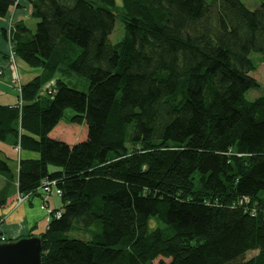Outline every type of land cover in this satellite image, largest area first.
I'll use <instances>...</instances> for the list:
<instances>
[{
  "label": "trees",
  "instance_id": "trees-1",
  "mask_svg": "<svg viewBox=\"0 0 264 264\" xmlns=\"http://www.w3.org/2000/svg\"><path fill=\"white\" fill-rule=\"evenodd\" d=\"M17 1L0 0V19ZM28 2L35 30L4 35L41 75L21 108L0 105V142L38 158L15 175L0 150V210L56 182L42 264H264V95L246 98L262 87L264 2Z\"/></svg>",
  "mask_w": 264,
  "mask_h": 264
},
{
  "label": "crops",
  "instance_id": "crops-1",
  "mask_svg": "<svg viewBox=\"0 0 264 264\" xmlns=\"http://www.w3.org/2000/svg\"><path fill=\"white\" fill-rule=\"evenodd\" d=\"M11 12H9V14ZM34 20L35 19L31 15V8L28 0H21L20 6L14 12V22H22L33 32L36 27ZM8 23L9 15L4 19H0V100L7 99L8 104L3 105H14V102L16 103V97L18 96L19 87L40 76L41 71L29 67L22 60L18 59L21 74L20 82L17 81L12 68H9L7 64L9 62L8 42L4 33ZM12 148L15 152L17 151V153H19L18 159H16L15 169L13 170L15 175L18 173L21 158H38L34 153L19 151L18 147ZM2 152L8 158L12 156L10 153ZM17 195L18 194H15L10 199L6 208L0 210V217L2 218L0 222V238H5L7 242L22 237H29L30 235L39 236L40 233H36L35 230L41 226V223L48 221L49 215L47 211L43 209L44 196L41 191L35 196L28 197V199L19 206L16 203ZM48 203L49 199L47 198V204ZM60 205L55 206L53 210L58 209ZM43 231L44 230H42V232ZM0 242L2 241L0 240Z\"/></svg>",
  "mask_w": 264,
  "mask_h": 264
},
{
  "label": "rangeland",
  "instance_id": "rangeland-1",
  "mask_svg": "<svg viewBox=\"0 0 264 264\" xmlns=\"http://www.w3.org/2000/svg\"><path fill=\"white\" fill-rule=\"evenodd\" d=\"M214 0H209V2H213ZM250 9H255L256 7H258L261 3L264 2V0H242ZM116 6L117 8H122V0H115ZM35 24H37V20L35 19ZM125 36V29H124V24L122 23L121 19L118 17L116 19V24H115V28L114 31L112 33V35L110 36V40L113 44H117L119 43ZM252 59L253 61H255L257 63V70L255 72H253L251 75L261 84V88L257 89V90H251L246 94V98L250 101L264 95V62L262 63L261 61L264 60V58L262 59V56L258 55V54H253L252 55ZM73 77L70 78L69 82L71 84V86L73 88H75L78 91L81 92H88L89 89V82L81 77H78L75 74H72ZM16 101H17V97H16ZM13 102V101H12ZM3 104H8L7 99H2L0 100V105ZM15 104V102H14ZM67 116H71L72 115V111L68 110L66 112ZM63 124L67 125L65 122H63ZM79 133L77 134L78 136H81V138H77V137H72L71 138H76L78 142L79 140H83L82 139V135L85 134L86 131V126H79L78 127ZM62 134V133H61ZM64 137H66V140L69 142H75V141H70V137L69 135H62ZM69 138V139H68ZM0 150L4 151L5 153H10L12 154V156H9L11 158V160L9 161V165L11 167V169H15V165H16V159H18L19 153H17V151L15 152L14 149L5 144V143H1L0 142ZM3 157V156H1ZM49 199V203L45 204V202L43 203V209L45 211H47L48 215L49 212L53 210V208L57 205L61 204V198L59 196V194L57 193V189L54 188L52 190V192L49 194L48 196ZM45 204V205H44ZM51 206V207H50ZM48 225V221H45L44 223H41V226L39 228H37L35 230L36 233H41L42 230H46V226ZM152 225H155V223L153 222ZM68 237L70 238H78V239H86L87 236H85L83 233L80 232H71L68 234ZM257 252H252L249 253L247 255V259L252 258L254 255H256Z\"/></svg>",
  "mask_w": 264,
  "mask_h": 264
},
{
  "label": "water",
  "instance_id": "water-1",
  "mask_svg": "<svg viewBox=\"0 0 264 264\" xmlns=\"http://www.w3.org/2000/svg\"><path fill=\"white\" fill-rule=\"evenodd\" d=\"M42 250L40 236L0 242V264H42Z\"/></svg>",
  "mask_w": 264,
  "mask_h": 264
},
{
  "label": "built area",
  "instance_id": "built-area-1",
  "mask_svg": "<svg viewBox=\"0 0 264 264\" xmlns=\"http://www.w3.org/2000/svg\"><path fill=\"white\" fill-rule=\"evenodd\" d=\"M20 1L21 0H18L17 1L16 6L12 10V12L9 14V23H8V26H7V29H6V31L8 33H10V30H11L12 26L15 23L14 22V12L17 9L18 4L20 3ZM7 42H8V58H9V62L7 64L9 65V68H12L13 73H14L17 81L20 82V74H21V72H20L19 65H18V58L14 55V53H13V47L10 44V42L9 41H7ZM21 87H22V85L19 87L17 101H16V104H17V106L19 108H21L22 105L24 104L23 99H22ZM44 90L49 95L55 94L56 93V90H55V81H52L51 83H49L48 85H46V87H45ZM18 150L20 151V148L19 147H18ZM54 188H56V182H54V181H48V180H45L43 182V184L41 186V190H39V191H41L42 194H43V196H44V202H45V204H47V198H48L49 194L52 192V190ZM57 193L60 196L61 191L57 189ZM27 199H28V196H23V195L18 194L17 195L16 203H17L18 206L19 205H22ZM243 202L248 203V199L241 200V203H243ZM51 213H52V211L49 212V216L51 215ZM56 214H57V217H60L61 216V213L60 212L59 213H56ZM0 240L2 242H6L7 241L5 238H0Z\"/></svg>",
  "mask_w": 264,
  "mask_h": 264
}]
</instances>
